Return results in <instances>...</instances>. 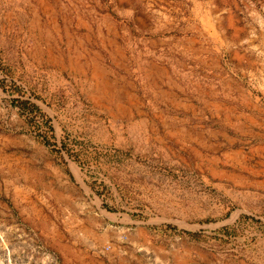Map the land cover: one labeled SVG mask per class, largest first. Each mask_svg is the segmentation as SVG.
Here are the masks:
<instances>
[{
	"label": "rangeland",
	"instance_id": "rangeland-1",
	"mask_svg": "<svg viewBox=\"0 0 264 264\" xmlns=\"http://www.w3.org/2000/svg\"><path fill=\"white\" fill-rule=\"evenodd\" d=\"M124 225L264 264V0H0V264H130Z\"/></svg>",
	"mask_w": 264,
	"mask_h": 264
},
{
	"label": "crops",
	"instance_id": "crops-1",
	"mask_svg": "<svg viewBox=\"0 0 264 264\" xmlns=\"http://www.w3.org/2000/svg\"><path fill=\"white\" fill-rule=\"evenodd\" d=\"M122 231V234L120 235L121 241L124 244L122 249H113L109 256L112 259L115 258H124L127 262H130V264H135L137 261H142L144 259H148L150 256V253L142 252L138 249L132 248L131 244L134 243V240L132 239V234L130 233V226L124 225L121 226L120 232ZM123 236V237H122ZM138 259V260H136ZM80 264H85L83 261L79 260ZM149 264V262H147Z\"/></svg>",
	"mask_w": 264,
	"mask_h": 264
}]
</instances>
